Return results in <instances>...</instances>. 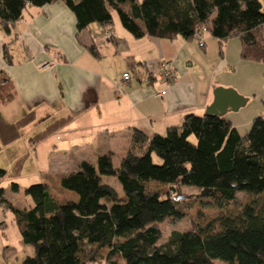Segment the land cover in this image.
I'll use <instances>...</instances> for the list:
<instances>
[{"label":"trees","instance_id":"1","mask_svg":"<svg viewBox=\"0 0 264 264\" xmlns=\"http://www.w3.org/2000/svg\"><path fill=\"white\" fill-rule=\"evenodd\" d=\"M54 0H0V26H10L28 6ZM73 12L77 32L91 23L113 30V14L135 38L144 36L190 40L198 28L219 44L231 37L240 40V58L264 64V0H64ZM205 45V41H204ZM204 45L201 48H204ZM89 51L100 55L94 44ZM7 63L10 57L4 50ZM149 76L151 74H148ZM11 86L0 72V101L12 97ZM32 112L16 120L0 118V142L7 145L33 119ZM57 119L31 136L32 143L69 120ZM22 159L10 169L0 167V182L10 179L19 188ZM114 177L120 192L104 178ZM167 185L166 191L150 187ZM72 198L59 199L44 182L30 184L24 193L32 205L15 206L4 197L20 240L32 247L19 264H264V202L246 204L236 217L185 231L172 230L163 237L159 223L180 219L176 186H190L198 197L221 206L240 192L264 193V117L252 118L245 133L225 116L186 113L179 125L165 133L147 134L134 128L126 153L114 166L107 154L94 162L82 161L59 180Z\"/></svg>","mask_w":264,"mask_h":264},{"label":"crops","instance_id":"2","mask_svg":"<svg viewBox=\"0 0 264 264\" xmlns=\"http://www.w3.org/2000/svg\"><path fill=\"white\" fill-rule=\"evenodd\" d=\"M209 37L212 39L204 33L205 41ZM231 39L220 44L219 54L212 56L209 65L205 62L204 72H196L192 69L191 39L135 38L127 30L117 29L114 21L110 32L100 24L77 32L75 16L64 0L28 6L9 32L0 26V72L8 78L12 92L9 101H0V118L13 121L30 112L34 117L20 129L17 139L7 145L0 142L1 149H17L18 140L34 150L39 144H48L47 150L55 153H50L52 162L71 163L73 172L82 161L94 162L98 155L120 160L134 128L163 134L168 127L179 125L186 113L202 114L212 103L217 87L235 90L246 98L245 105L264 97L260 76L251 73L247 78L246 73L242 81L236 80L240 71L256 68L263 70L264 79V64L240 58L238 38L235 57H229ZM91 44L97 47L98 57L90 53ZM205 47L203 52L209 60ZM5 49L9 63L5 61ZM162 60L174 62L178 78L163 97H158L156 92L163 87L152 73ZM125 72L131 74L128 80L122 77ZM230 112L227 110L224 116L238 129L250 125L256 115L247 111V116L235 118L237 114ZM63 117L70 118L44 139L31 142L32 135ZM32 130L36 132L31 134ZM26 156L14 154L7 169L19 159L23 167ZM1 208L0 230L6 226ZM2 249L3 258L9 256L10 248Z\"/></svg>","mask_w":264,"mask_h":264},{"label":"rangeland","instance_id":"3","mask_svg":"<svg viewBox=\"0 0 264 264\" xmlns=\"http://www.w3.org/2000/svg\"><path fill=\"white\" fill-rule=\"evenodd\" d=\"M113 21L117 29L126 31L124 30V28H122L118 16L116 14H113ZM96 26H98V23H91L88 27L92 28ZM92 34L93 36H95L94 30L92 31ZM233 38L234 39L229 40V57H235V50H237V47H235L234 45L235 41L236 43H238L237 38ZM205 46L207 55H209V60H207L204 55V48H201L198 45V42L195 38H192L189 44V48L192 51V56L194 58L195 64L192 69L196 72H204V68L207 67L205 66V62H208L209 65L212 60V56L219 54L218 52L220 44L216 39H211L210 37L207 38L205 41ZM251 70L253 71L245 69V72L240 71L239 74H236L237 82L242 81V79L246 77V73L247 78L251 77L252 73L255 77L257 76L259 78L260 76L261 83H263V70H261V68ZM237 75H239V77ZM262 100H264V97H258L257 100L248 103L243 108H241V110L230 112V115H234L233 113H235L237 114L235 118H237L238 115L241 117L244 115L247 116V111H254L256 112L255 116L261 115L264 117V103L262 102ZM205 111L206 109L203 113H205ZM222 116H224V114ZM249 126L250 125H246L242 128H239V131L241 133H245L248 130ZM36 130H32L31 134L33 132H36ZM24 138L27 139V137L25 136ZM17 143V146H15L18 147L17 149L7 148L5 150H2L0 146V167L2 166L3 168H9L11 166L9 158L14 156V154H18V156L27 154L20 176L15 179V181L19 185L18 190H11L10 180H2L0 183V186L4 188V197L6 199H8L15 206L20 208L32 205V200L28 195L24 193V188L30 184L37 182L47 183L52 193L58 198L57 200H65L66 198L73 197L71 191L61 188L59 184L60 178L64 175H67L68 172L70 173V171L74 168V166H71V163H53L51 160L52 158L50 156V153H55L54 150H51V152L47 150V146H49L48 144H39V146H36V149L34 150L32 145L31 149H27V145L25 144L24 140H18ZM13 162L14 161H12V163ZM118 162L119 160L115 158V160H113V165L117 166ZM104 179L107 183L112 185L118 192H120L119 184L114 177H106ZM150 187L154 189L156 188L159 191H166L168 189L167 185H160L156 183H151ZM175 193L176 195H179L178 202L183 216L180 219L168 218L158 224L162 231L163 237H167L170 231L172 230L185 231L190 229H197L198 227H204L205 225H207L208 222L213 223L214 228L218 230L220 229V227L219 221L217 219H219L220 217H236L237 214L241 211V209L246 204L251 203L252 200H255L258 204L264 202V193L258 196H253L247 193L240 192L238 193L237 199L235 201L224 202L221 206H217L213 199L198 197V191L190 186H176ZM1 209L3 212L1 215V219L5 221L6 226L0 230V263L19 264L21 259L26 254L32 253V247L30 245L22 244L18 229L13 220L12 213L4 207H2ZM6 246L10 248V253L9 256L3 258L2 248ZM213 264H224V262L215 260Z\"/></svg>","mask_w":264,"mask_h":264},{"label":"built area","instance_id":"4","mask_svg":"<svg viewBox=\"0 0 264 264\" xmlns=\"http://www.w3.org/2000/svg\"><path fill=\"white\" fill-rule=\"evenodd\" d=\"M110 35L107 34L106 37ZM194 38L198 42V45L202 47L204 45V28L200 27L196 30ZM154 78L162 84V89L156 92V96L163 97L166 94L167 87L177 81L178 75L173 61L162 60L156 64L155 71L152 73ZM124 80H128L131 77L129 72L122 74Z\"/></svg>","mask_w":264,"mask_h":264},{"label":"water","instance_id":"5","mask_svg":"<svg viewBox=\"0 0 264 264\" xmlns=\"http://www.w3.org/2000/svg\"><path fill=\"white\" fill-rule=\"evenodd\" d=\"M213 94V101L205 108V113L222 116L227 110L237 111L246 103L245 97L230 88L217 87Z\"/></svg>","mask_w":264,"mask_h":264}]
</instances>
